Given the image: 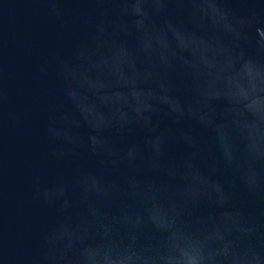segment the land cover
Here are the masks:
<instances>
[{"label": "water", "instance_id": "water-1", "mask_svg": "<svg viewBox=\"0 0 264 264\" xmlns=\"http://www.w3.org/2000/svg\"><path fill=\"white\" fill-rule=\"evenodd\" d=\"M0 264H264V0H0Z\"/></svg>", "mask_w": 264, "mask_h": 264}]
</instances>
